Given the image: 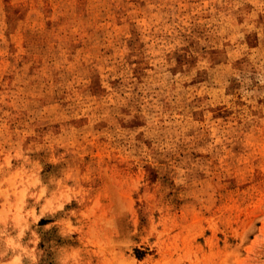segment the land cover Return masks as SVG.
<instances>
[{
  "label": "rangeland",
  "instance_id": "rangeland-1",
  "mask_svg": "<svg viewBox=\"0 0 264 264\" xmlns=\"http://www.w3.org/2000/svg\"><path fill=\"white\" fill-rule=\"evenodd\" d=\"M0 264H264V0H0Z\"/></svg>",
  "mask_w": 264,
  "mask_h": 264
}]
</instances>
